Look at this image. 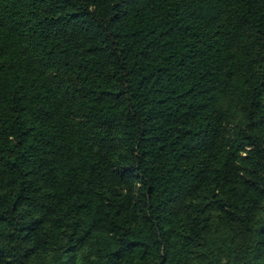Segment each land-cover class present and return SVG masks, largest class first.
Segmentation results:
<instances>
[{"label":"trees","instance_id":"1","mask_svg":"<svg viewBox=\"0 0 264 264\" xmlns=\"http://www.w3.org/2000/svg\"><path fill=\"white\" fill-rule=\"evenodd\" d=\"M0 264H264V0H0Z\"/></svg>","mask_w":264,"mask_h":264}]
</instances>
